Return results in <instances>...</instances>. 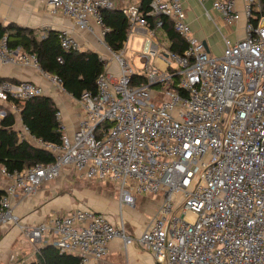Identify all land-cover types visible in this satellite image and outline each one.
I'll use <instances>...</instances> for the list:
<instances>
[{
    "label": "built area",
    "instance_id": "1",
    "mask_svg": "<svg viewBox=\"0 0 264 264\" xmlns=\"http://www.w3.org/2000/svg\"><path fill=\"white\" fill-rule=\"evenodd\" d=\"M38 1L72 20L75 30L94 34L96 27L95 38L108 57L95 80V96L84 91L76 99L72 134L64 132L60 110L55 112L62 130L58 142L36 137L23 123L16 128L19 141L45 150L54 161L24 170L0 165V227L16 224L32 241L47 235L60 252L76 256L77 264H101L115 239L124 248L136 241L149 249L154 264H264V15L259 2L241 0L239 8L237 0H210L205 15L224 44L215 56L193 35L180 0H151L144 11L138 3L118 7L128 18V34L115 52L104 41L109 28L100 13L117 8L114 0ZM164 16L186 42L182 53L163 48L156 38ZM241 19L243 37L233 39L230 33ZM72 29L57 31L59 44L81 51ZM138 30L143 38L139 50L131 52L141 67L125 57L127 41ZM0 63L35 69L63 90L57 76L40 69L34 53L10 49L5 36ZM45 93L31 81L0 82V103L6 106ZM9 109L20 116L17 105ZM68 168L115 184L120 208L133 207L136 195H159L140 236L127 234L121 218L118 227L89 208L35 226L19 225L12 198L35 194Z\"/></svg>",
    "mask_w": 264,
    "mask_h": 264
},
{
    "label": "crops",
    "instance_id": "2",
    "mask_svg": "<svg viewBox=\"0 0 264 264\" xmlns=\"http://www.w3.org/2000/svg\"><path fill=\"white\" fill-rule=\"evenodd\" d=\"M114 2L118 8L127 2L139 3V0H114ZM180 2L182 3L186 20L191 26L193 35L198 39L205 41L208 45V37L211 32H209V26H207L206 30L203 29L202 26L204 25L205 20V8H210V0H206L204 7L198 0H180ZM237 5L239 8L241 7V0H237ZM8 23H15L20 26L32 28L38 38L43 37L48 30L58 31L65 27H72L74 29L72 20L64 16L61 12L52 10L50 6L38 0H0V24L6 25ZM243 26L244 20L241 19L235 27V32L230 33L233 39L243 37ZM73 29L72 35L82 45L81 51L92 50L103 60L108 57L107 48L104 45L99 44L95 38V33L98 31L96 27H94V34L87 30ZM224 31L226 32L227 30ZM217 32L221 38L220 32ZM143 34L142 30H138L133 34L131 36V41L129 39L127 41V48L129 46L132 48V40L135 39L139 40L141 44ZM156 38L163 48L167 49L169 47V39L162 29L157 31ZM208 48L211 52V47L209 45ZM112 63L109 65L111 68L114 67V64ZM157 63L160 64V62ZM0 77L13 82L31 81L41 85L46 90L44 96L50 97L54 101L58 110L62 113L61 124L64 127V132L67 134L73 133L78 118V103L76 99L72 98L61 89L51 85V83L43 77L42 73L29 67L2 65L0 63ZM7 107L10 108V104H7ZM3 113H5V111H3ZM16 117L20 118V116L17 115ZM20 123H22L21 120L17 119V122L14 125L15 130ZM69 171H73L76 174L73 169L68 168L64 169L60 176ZM76 175L85 180H97L81 177L78 174ZM52 181L43 184L33 195L22 197L18 194L12 198V211L13 214L19 218V225L35 226L46 222L50 217L63 212L75 208H89L104 213L110 222L118 227L121 218L127 234L134 238H138L144 230L145 225L155 213L160 202L159 195H136L135 205L133 207L122 205L120 208L118 190L115 184L109 181H102L109 182L115 191L101 189L97 193H88L84 190L86 196L81 197V199L85 200L89 197L90 201L85 202L86 205L89 206L75 207L76 204L70 201L62 203L54 199L57 195V191L62 185L69 182L63 178L57 181L54 179L55 183H51ZM46 244H51L48 241L47 235H45L40 241H32L22 234L20 227L16 224H6L1 226L0 264H9L17 258H23L24 261H26L23 264H27L35 258L36 251ZM101 264H154V259L151 251L142 247L136 241L124 248L122 241L120 239H115L109 244V251L101 259Z\"/></svg>",
    "mask_w": 264,
    "mask_h": 264
},
{
    "label": "trees",
    "instance_id": "3",
    "mask_svg": "<svg viewBox=\"0 0 264 264\" xmlns=\"http://www.w3.org/2000/svg\"><path fill=\"white\" fill-rule=\"evenodd\" d=\"M151 0H139L140 10H148ZM261 14L264 15V0H257ZM104 25L109 28L104 41L112 51L123 48L128 34V18L118 9H102ZM257 13V12H255ZM163 18L162 30L169 39L168 49L182 53L186 47L185 40L173 29L172 21ZM149 22L153 19L148 17ZM6 37L7 46L34 53L42 71L57 76L61 80L62 91L72 98L78 99L84 91L95 96L97 90L95 80L104 72L105 60L92 51H66L59 44L56 30H48L38 38L34 29L8 23L0 24V38ZM10 80L0 77V82ZM139 81V80H138ZM20 108V120L36 137L48 142H58L62 134L59 122L55 116L58 110L54 101L48 96L32 98L24 103L10 100ZM0 109L5 115L0 118V165L8 170H24L36 164H49L54 161L53 155L26 141H19L14 128L16 115L4 104ZM2 190H0V193ZM27 264H77V257L66 252H60L54 245L46 244L40 247L35 258Z\"/></svg>",
    "mask_w": 264,
    "mask_h": 264
},
{
    "label": "rangeland",
    "instance_id": "4",
    "mask_svg": "<svg viewBox=\"0 0 264 264\" xmlns=\"http://www.w3.org/2000/svg\"><path fill=\"white\" fill-rule=\"evenodd\" d=\"M204 19H205L204 25L202 26V28L206 30L207 26H209L208 29H209V32H211L210 36L208 37V45L211 47V53L215 56L221 55L223 52V48H224L223 41L219 37L218 32L215 30L213 23L205 15H204ZM129 40L131 41V36L129 37ZM132 42H133V46L132 48H130V46L127 48L125 57L128 59L129 62L133 60L137 67H141L142 63L140 59L135 56L133 57L134 55L133 52L139 50L140 41L135 39V40H132ZM3 115H4L3 110L0 109V117H2ZM62 178L66 179L67 182L69 183H66V184L64 183L62 185V187L57 191V195L55 196L54 199L62 203H67L70 201L76 204L75 207L89 206V205H86L85 203V202L90 201L89 197L86 198L85 200L81 199V197L86 196L84 190L87 191L88 193H94V192L97 193L101 189L109 190L113 192L115 191V189L112 187V185H110L109 182H102L99 180H85L83 178L78 177L73 171H69L63 174L62 176H59L58 178L55 179V181L62 179ZM53 181L51 183H55V181L54 182ZM25 262L26 261H24L23 258H17L11 263H15V264L22 263L23 264Z\"/></svg>",
    "mask_w": 264,
    "mask_h": 264
},
{
    "label": "water",
    "instance_id": "5",
    "mask_svg": "<svg viewBox=\"0 0 264 264\" xmlns=\"http://www.w3.org/2000/svg\"><path fill=\"white\" fill-rule=\"evenodd\" d=\"M203 44H204L205 50L209 51L207 43L205 41H203Z\"/></svg>",
    "mask_w": 264,
    "mask_h": 264
}]
</instances>
